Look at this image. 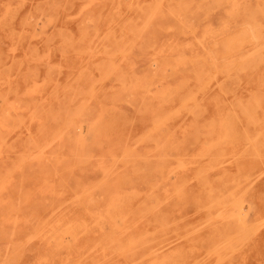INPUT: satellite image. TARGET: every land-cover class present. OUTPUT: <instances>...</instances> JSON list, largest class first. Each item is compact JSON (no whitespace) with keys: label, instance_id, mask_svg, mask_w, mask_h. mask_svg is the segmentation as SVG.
I'll list each match as a JSON object with an SVG mask.
<instances>
[{"label":"rangeland","instance_id":"1","mask_svg":"<svg viewBox=\"0 0 264 264\" xmlns=\"http://www.w3.org/2000/svg\"><path fill=\"white\" fill-rule=\"evenodd\" d=\"M0 264H264V0H0Z\"/></svg>","mask_w":264,"mask_h":264},{"label":"bare ground","instance_id":"2","mask_svg":"<svg viewBox=\"0 0 264 264\" xmlns=\"http://www.w3.org/2000/svg\"><path fill=\"white\" fill-rule=\"evenodd\" d=\"M125 151V150H124ZM42 225H40V227H41ZM45 258V257H44ZM47 258V257H46ZM76 262V261H75Z\"/></svg>","mask_w":264,"mask_h":264}]
</instances>
